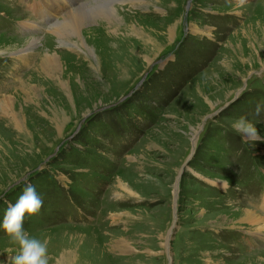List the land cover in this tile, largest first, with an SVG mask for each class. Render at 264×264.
Masks as SVG:
<instances>
[{
    "label": "rangeland",
    "instance_id": "1",
    "mask_svg": "<svg viewBox=\"0 0 264 264\" xmlns=\"http://www.w3.org/2000/svg\"><path fill=\"white\" fill-rule=\"evenodd\" d=\"M39 1L0 0V224L30 183L43 207L24 228L48 264L74 247L67 264H264V232L242 220L264 216V0H101L121 24L104 54L99 0H52L58 21L85 6L97 61L49 35ZM18 252L0 227V264Z\"/></svg>",
    "mask_w": 264,
    "mask_h": 264
},
{
    "label": "bare ground",
    "instance_id": "2",
    "mask_svg": "<svg viewBox=\"0 0 264 264\" xmlns=\"http://www.w3.org/2000/svg\"><path fill=\"white\" fill-rule=\"evenodd\" d=\"M58 1L57 2L59 4L64 3L63 5H65V3L68 0H66V1L65 0H58ZM93 1L94 0H92V2ZM116 1H118V0H116ZM120 1L123 2V0H120ZM132 1H136V2L138 1V2H140V1H143V0H132ZM39 2H40L39 4H42L43 5V8H42L43 10L41 11L42 21H40V22L41 23H44L45 22V23L48 24L49 30H50V34L49 35L55 34V37L58 38L59 41L63 42V44L72 45V46L74 45L75 46V47L73 46L74 48L79 49L80 51H82L81 53H84L85 56L86 55L88 56L86 58H89V56H90L92 59H94V60L97 61L96 52L93 50V48H91L92 45L90 46L87 43H85L84 40L79 35V29L82 26L83 21L86 20L85 18L87 16L86 12L85 11H82V10L85 9V6L80 7L79 9H74V11L70 12L69 14H66L60 21H58V20H56V18H53L52 17L51 13L46 8V6L50 7V5H53L54 4L53 1L50 0V2H48L47 4L43 0H41ZM92 2H90V3H92ZM99 2H97L95 8L94 7L92 8V13H90V15H93V14L95 15L96 14V16L97 15L100 16V17L102 16V17L106 18L107 21H108V22L102 21L103 23H101V24H104V26H105V27H103L101 25L102 28L104 29V31H102V28L98 29L101 32V33H99L100 34V37H101L100 39L103 40V42L99 41L100 43L98 44V48L100 49V51L102 52V54H104L105 52L108 51L109 48L111 49V47H110L111 45H114L115 38H117L116 36H118V35H116L117 34L116 33L117 32L116 29L118 30V28L120 27L121 24H120V17L118 16L117 12L114 9H112L111 6L109 8L106 5H104V6L101 5L102 4V1L101 0H99ZM71 6H73V5H69V8H71ZM56 7H57V5H53V8H52L53 11H55ZM65 7H67V5ZM45 17H49V19L47 21H45L44 20ZM55 21H57V22L54 23ZM23 28H26V26L23 27ZM37 28H39V24L37 22H32V23L29 22L26 29H29V30L36 29L37 30ZM40 28H42V27H40ZM132 29L133 30H136L137 28L135 29L134 26H133ZM106 30H109V33H108V31L106 32ZM110 33H111V35H109ZM102 34H107L106 36L109 38L108 40H110V41L112 40L113 43L108 44L106 42L107 44H105L104 43L105 35L103 36ZM175 37H176V31H174L172 29V31H171V38H172V40L175 39ZM117 40H120V39H117ZM120 41L122 42V40H120ZM173 41H171V42H173ZM26 44L27 45L30 44V41L28 43H26ZM36 44H37V41L35 39L34 41H32V44L29 47L30 50H32L36 46ZM46 50L43 52V55L41 57V61H40L39 64L46 71L53 73V71H55L57 68L59 70V68H61V66H60L58 57L56 55L46 54L47 53ZM21 53H23V54H21ZM29 53H30L29 52V49L28 50L27 49L20 50L19 52H16V53L12 52V54H17L18 56H21L23 58H25V56L28 57L29 56ZM151 61H152V59H148L147 60L148 64ZM23 84H25V83H23ZM68 87L69 86L66 84L65 88L68 89ZM10 102H11V97L10 96L7 97V98L4 97L3 101L0 103V109L2 111L5 110L9 114V112L11 111L10 106H9V103ZM13 114H15V113H13ZM13 117L15 119L14 120V123H15L16 127H18L19 130L22 131L25 128V123L23 122L22 119H20L19 115L15 114V116H13ZM118 185L120 187H123V189H125L126 191H129V189H127L126 187H124L125 186V182L124 181L118 180ZM243 215H244V217H243L242 220L244 222H246V224H249L253 229H257L259 231L264 232V216H260L259 214H257L256 212H254L251 209L244 210V214ZM54 249L57 250V248H55V247H54ZM74 253H75V247L71 251H67L66 249L59 250V255L55 258V260H54L55 263L54 264H67L66 263L67 262V259L72 260L73 257L75 259V256H74L75 254ZM67 256L70 257V258H67Z\"/></svg>",
    "mask_w": 264,
    "mask_h": 264
},
{
    "label": "clouds",
    "instance_id": "3",
    "mask_svg": "<svg viewBox=\"0 0 264 264\" xmlns=\"http://www.w3.org/2000/svg\"><path fill=\"white\" fill-rule=\"evenodd\" d=\"M233 129L240 135L255 138L256 128L240 117L233 123ZM43 207V199L32 184H27L15 203H9L0 227L10 241L18 245L19 252L11 257V264H48L47 241L31 236L24 228L26 217L37 215Z\"/></svg>",
    "mask_w": 264,
    "mask_h": 264
},
{
    "label": "water",
    "instance_id": "4",
    "mask_svg": "<svg viewBox=\"0 0 264 264\" xmlns=\"http://www.w3.org/2000/svg\"><path fill=\"white\" fill-rule=\"evenodd\" d=\"M188 164L185 165V169L187 168ZM185 169H183V171H185ZM182 171V173H183ZM181 178V176L179 177V179ZM178 192H179V188L177 187L176 188V196L178 195Z\"/></svg>",
    "mask_w": 264,
    "mask_h": 264
}]
</instances>
